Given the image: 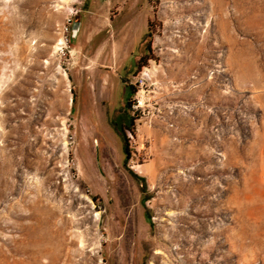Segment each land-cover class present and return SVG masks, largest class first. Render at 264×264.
<instances>
[{"label": "rangeland", "instance_id": "1", "mask_svg": "<svg viewBox=\"0 0 264 264\" xmlns=\"http://www.w3.org/2000/svg\"><path fill=\"white\" fill-rule=\"evenodd\" d=\"M0 264H264V0H0Z\"/></svg>", "mask_w": 264, "mask_h": 264}, {"label": "crops", "instance_id": "2", "mask_svg": "<svg viewBox=\"0 0 264 264\" xmlns=\"http://www.w3.org/2000/svg\"><path fill=\"white\" fill-rule=\"evenodd\" d=\"M130 22H127L123 28L121 29V33L123 34V38H131L134 36L133 33H131V31L126 30L127 26L129 25ZM83 26V22L81 27ZM111 27L113 28V25L111 24ZM114 31V30H112ZM115 33V32H114ZM137 36H134L133 39H136ZM125 45V42H122ZM133 44H135V41L133 42ZM137 49L131 48V49H126L124 47H114L113 49H110V51L114 54V57L116 59L117 64H122V66H120V70H124V72H126L127 70H130L131 66H132V62L133 61H137L136 58H134L135 52ZM116 64V66H117ZM125 74V73H124ZM124 77V75H123ZM124 87V91H125Z\"/></svg>", "mask_w": 264, "mask_h": 264}, {"label": "built area", "instance_id": "3", "mask_svg": "<svg viewBox=\"0 0 264 264\" xmlns=\"http://www.w3.org/2000/svg\"><path fill=\"white\" fill-rule=\"evenodd\" d=\"M72 24H73V19L70 17L69 19H68V21L65 23V27H64V32H67V35L68 36H66L65 37V42L64 41H62L60 44H61V47H60V51L61 52H63V53H66V51H71V50H69V45H68V42L70 41V39H71V36H69L70 35V33H71V31H72V29H70L71 28V26H72Z\"/></svg>", "mask_w": 264, "mask_h": 264}, {"label": "water", "instance_id": "4", "mask_svg": "<svg viewBox=\"0 0 264 264\" xmlns=\"http://www.w3.org/2000/svg\"><path fill=\"white\" fill-rule=\"evenodd\" d=\"M79 28H80V22L79 21L75 22L73 27L74 35L78 32Z\"/></svg>", "mask_w": 264, "mask_h": 264}, {"label": "trees", "instance_id": "5", "mask_svg": "<svg viewBox=\"0 0 264 264\" xmlns=\"http://www.w3.org/2000/svg\"><path fill=\"white\" fill-rule=\"evenodd\" d=\"M128 90V89H127Z\"/></svg>", "mask_w": 264, "mask_h": 264}]
</instances>
